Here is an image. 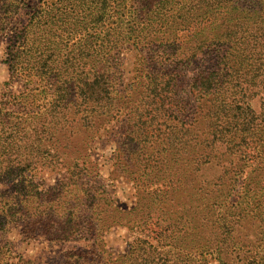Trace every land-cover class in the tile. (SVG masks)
Here are the masks:
<instances>
[{"label":"trees","instance_id":"16d2710c","mask_svg":"<svg viewBox=\"0 0 264 264\" xmlns=\"http://www.w3.org/2000/svg\"><path fill=\"white\" fill-rule=\"evenodd\" d=\"M34 1L0 0V46L6 45L10 69L56 81L57 96L49 107L41 105L31 113L26 108L32 92L44 89L20 91L13 101L25 105L21 115L20 109L0 103V229L19 223L24 238L41 233L50 241L66 240L80 230L81 222L71 224L69 219L41 221L36 212L35 220L30 219L29 198H36L37 205H57L60 190L52 186L32 193L29 167L54 154L66 166L77 164L87 143L82 151H72L56 146L58 141L74 137L83 127L91 139L94 130L123 109L129 118L134 109L138 133L129 135L125 148L139 156L144 169L152 160L180 159L183 144L199 143H194L199 148L190 158L213 170L216 186L199 196L208 210L195 217L186 241L178 242L183 255L164 251L162 237L173 236L154 227L121 257L109 253L110 261L105 250L81 249L70 252L66 264H200L197 255L203 264L209 259L263 264L264 0H52L43 8H36ZM76 1L80 18L72 7ZM24 6L25 18L15 17ZM75 33L80 38L69 44ZM126 51L136 60L131 76L117 61ZM189 70L195 73L183 96L178 80ZM65 110L71 111L68 122ZM187 112L193 115L185 120ZM121 215L117 212V220ZM157 220L152 212L140 214L137 224ZM47 221L51 225L39 229ZM55 223L58 227L49 231ZM93 228L92 239L102 237L104 230ZM10 259L0 247V264H31L23 256L12 263Z\"/></svg>","mask_w":264,"mask_h":264},{"label":"rangeland","instance_id":"374dc122","mask_svg":"<svg viewBox=\"0 0 264 264\" xmlns=\"http://www.w3.org/2000/svg\"><path fill=\"white\" fill-rule=\"evenodd\" d=\"M53 1L35 0L33 4H36V8H43L45 4L48 5ZM72 3L73 6L71 3L69 5L76 9L77 17L80 18L78 16L79 1ZM52 9H56V7ZM24 12H26L25 6L19 10L15 17L25 18ZM59 32L57 31V33ZM70 36L69 44L76 41V38H80L81 35L75 33ZM5 47L6 45L3 44L0 46L1 105L9 106L12 110L18 108L21 110L18 112L21 115L22 111L24 113L25 105L15 104L13 96L23 90L40 87L44 89V92L40 94L37 93V90L32 92L35 96L31 99L32 102L28 103L26 111L35 113L41 108V105L47 104L46 107H49L57 96L54 85L56 81H41L32 74L29 76V71H24L22 74V70L10 69L6 61ZM133 57L131 52L126 51L117 58V61L122 63L126 76L132 75V64L136 61ZM194 73L189 70L182 80H178L181 81L178 84L183 96H186L188 92V81ZM124 96L125 94H123ZM58 110H54L56 117L59 115ZM70 112V110L62 112V115H67L65 119H68ZM188 114L189 112L185 113L183 119L190 118L193 112ZM113 115L116 113L114 112ZM134 119H137L134 109L130 118L126 109H123L120 114L112 117L108 124L101 126L99 130H94L92 132L94 136L91 139L86 135V128L83 127V130H74L76 135L72 136L73 138L58 141L56 146L66 147L67 150L72 151H82V145L87 143L75 165L66 166V164L60 163L58 156L54 153V155L33 161L32 166L29 167L28 175L35 185L32 193L42 190L44 192L55 186L57 193L58 188L60 190L58 196L60 200L59 204L56 205L54 202L53 206L46 202L37 205L33 201L36 198L32 196L26 203L30 219L35 217V212L40 215L41 221L54 219L64 222L65 219H69L71 224L81 222L80 230L66 240L50 241L46 240L45 235L41 233L38 234L39 236L31 237L32 234H30V237L24 238L20 234V224L10 223L0 229V247L6 256L11 257L10 263L16 262L17 258L23 256L31 259V264H66L69 253L81 249L105 250L104 257L110 260L112 256L118 258L127 253L130 248L135 247L138 240L147 238V235L152 233L149 229L154 227L160 229L163 234L171 233L173 236L172 239L166 238V236L162 237L159 232L160 238L162 237L161 241L165 244L164 251H170L174 255L185 253L180 249L178 242L186 241V236L192 233L195 217L208 210L205 199L199 196L203 191L216 189V186L212 185L213 179L210 174L213 170L207 169L202 164L197 165L190 158V152L194 150L197 152L199 148L194 145V143L199 145L197 141L190 142L191 149L188 144L186 147L183 144L178 153L180 159L175 160L171 156L158 159L157 162L152 160L147 162V167L144 169L143 161L138 158L139 156L131 152L128 154V148H125L128 146L125 143L129 141V135L136 136L138 133ZM49 136L56 138L58 135L50 133ZM158 143L153 142L154 145ZM138 144L141 149L142 144L139 142ZM154 145L151 149L156 150ZM159 145L163 147L164 143ZM151 149L149 148L148 154H151ZM172 149L176 150V148ZM177 149H179L178 146ZM150 170L152 172L148 176L146 173ZM153 173L156 174L154 178H152ZM150 200L151 203L147 204ZM117 212L122 213L121 216H118L119 220L115 216ZM151 212L153 218L158 217V220L153 224L143 223L138 226L137 217L140 214L147 215ZM79 216L82 218L79 219ZM48 221L45 224H40L39 229H42L44 225L46 227L51 225ZM56 227H58V223H55L49 231H53ZM91 227H94L93 231H97V233L98 230H104L102 237L92 239ZM198 231L200 233L201 229L199 228ZM79 233L81 234L79 235ZM149 240L154 241L152 238ZM170 241L172 246L169 245ZM154 242L156 243V241ZM196 259L200 264H203L201 256L197 255ZM208 261L207 264H217L215 259ZM72 264L80 263L72 261Z\"/></svg>","mask_w":264,"mask_h":264}]
</instances>
